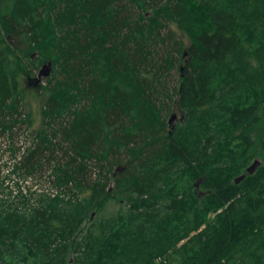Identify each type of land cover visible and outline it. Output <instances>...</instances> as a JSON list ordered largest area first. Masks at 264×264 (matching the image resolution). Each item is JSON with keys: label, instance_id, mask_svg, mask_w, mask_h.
Listing matches in <instances>:
<instances>
[{"label": "trees", "instance_id": "obj_1", "mask_svg": "<svg viewBox=\"0 0 264 264\" xmlns=\"http://www.w3.org/2000/svg\"><path fill=\"white\" fill-rule=\"evenodd\" d=\"M19 139L59 195L0 215V264H264V0H0V141Z\"/></svg>", "mask_w": 264, "mask_h": 264}, {"label": "rangeland", "instance_id": "obj_2", "mask_svg": "<svg viewBox=\"0 0 264 264\" xmlns=\"http://www.w3.org/2000/svg\"><path fill=\"white\" fill-rule=\"evenodd\" d=\"M149 13V11H148ZM168 30L172 31L177 37H179L178 29L173 25L168 28ZM164 31L163 33L168 32ZM16 48L19 51H25V45L19 43L16 45ZM182 68L183 64L179 65L178 68ZM42 68H39L36 75L35 80L38 78L39 72ZM41 78L38 83L34 85H29V91L36 97H28L27 106L25 113L31 114L32 129H38L42 126V121L40 119V114L38 109L42 104L43 98L46 99V95H41V89L38 85L41 83L42 86L46 84L42 82ZM166 81V86L177 88L178 86V71L175 69L171 71L169 76L166 77V80L162 81L163 83ZM161 83V82H160ZM174 106V105H173ZM170 104L165 105L164 109H162V116L165 119V123L167 124L169 117L173 113H177L178 117L180 114L178 111ZM177 125V124H176ZM29 137H31L28 134ZM32 138V137H31ZM23 143H28V137L24 136V138H20ZM15 145L11 143L10 148L3 147V142L0 141V215L8 216L12 214H16L20 217L30 218L34 216L35 210L40 208L45 203L53 198L56 195H59L58 188L53 182L51 178L50 168L48 166H43L42 170L38 173H35L32 176L25 174L23 169H18L16 166L23 158V154L18 150L20 148L21 140ZM18 141V140H17ZM30 141V140H29ZM32 142V141H31ZM22 143V144H23ZM260 161L262 159L258 158ZM119 160V159H117ZM113 161V158H112ZM113 169H116L115 163H113ZM113 183L109 184V188H113ZM67 199V197H64ZM124 204V203H123ZM120 206L118 203L114 201L110 202L105 208L103 214L110 215L114 212L118 211ZM102 214V213H101ZM101 214L96 212L92 213V219H99ZM89 223H86L87 226ZM75 253L72 254L70 260H74ZM164 258H158L157 262H161Z\"/></svg>", "mask_w": 264, "mask_h": 264}, {"label": "water", "instance_id": "obj_3", "mask_svg": "<svg viewBox=\"0 0 264 264\" xmlns=\"http://www.w3.org/2000/svg\"><path fill=\"white\" fill-rule=\"evenodd\" d=\"M50 72H51V64L48 63L47 65H44L42 67V70H40L38 78L36 79V83H38L41 78H47L50 75ZM181 119L182 118H178L177 114L173 113L168 119L169 129H173L175 124L178 122V120ZM260 166H261V162L258 159L254 160L252 164L249 167H247L246 174L253 175ZM244 179H245V175L239 176L238 178H236L235 184L236 185L239 184ZM195 186L198 187V182H196Z\"/></svg>", "mask_w": 264, "mask_h": 264}, {"label": "bare ground", "instance_id": "obj_4", "mask_svg": "<svg viewBox=\"0 0 264 264\" xmlns=\"http://www.w3.org/2000/svg\"><path fill=\"white\" fill-rule=\"evenodd\" d=\"M150 60V59H149Z\"/></svg>", "mask_w": 264, "mask_h": 264}]
</instances>
